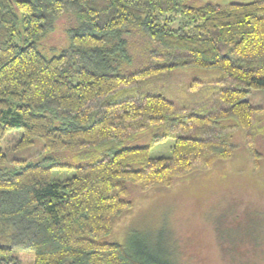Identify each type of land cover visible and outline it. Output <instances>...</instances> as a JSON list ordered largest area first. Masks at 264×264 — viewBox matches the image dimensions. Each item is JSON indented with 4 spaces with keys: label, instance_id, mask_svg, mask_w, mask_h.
Returning a JSON list of instances; mask_svg holds the SVG:
<instances>
[{
    "label": "trees",
    "instance_id": "1",
    "mask_svg": "<svg viewBox=\"0 0 264 264\" xmlns=\"http://www.w3.org/2000/svg\"><path fill=\"white\" fill-rule=\"evenodd\" d=\"M62 19L66 40L46 46ZM179 66L219 68L218 103L179 111L144 88ZM251 90L264 91V0H0V264L21 251L33 264H142L103 241L131 208L128 184L166 187L231 158L232 129L257 166L264 107ZM12 131L21 159L1 150ZM138 135L144 145L121 147ZM168 139L170 155L152 157Z\"/></svg>",
    "mask_w": 264,
    "mask_h": 264
},
{
    "label": "rangeland",
    "instance_id": "2",
    "mask_svg": "<svg viewBox=\"0 0 264 264\" xmlns=\"http://www.w3.org/2000/svg\"><path fill=\"white\" fill-rule=\"evenodd\" d=\"M251 1L255 0H190V3L198 6ZM181 23L180 16L174 15L169 26L178 28ZM65 40V19H62L46 46L62 45ZM220 77L217 67L179 66L142 83L145 89L163 93L182 111L217 104L216 81ZM195 81L201 82L198 89L192 87ZM246 99L252 105L264 107L262 90H251ZM229 135L236 145L229 159L206 169H193L166 187L143 190L129 183L131 208L119 217L103 241L119 244L129 257L142 264H264V112L254 127L255 149L260 154L257 166L246 146L243 130L232 129ZM18 137V132L12 131L1 143V150L21 159L24 152L14 149ZM146 142L147 136L138 135L121 147ZM172 144L171 139L159 143L150 155L169 156ZM73 174V170L56 169L51 177L64 180ZM16 256L21 264H33L32 252L21 251Z\"/></svg>",
    "mask_w": 264,
    "mask_h": 264
}]
</instances>
